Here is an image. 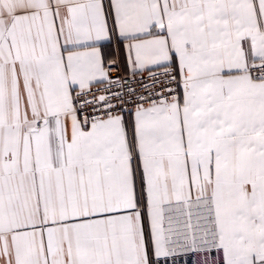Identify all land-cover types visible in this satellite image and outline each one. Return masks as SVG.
I'll return each mask as SVG.
<instances>
[{
	"label": "snow or ice",
	"instance_id": "snow-or-ice-1",
	"mask_svg": "<svg viewBox=\"0 0 264 264\" xmlns=\"http://www.w3.org/2000/svg\"><path fill=\"white\" fill-rule=\"evenodd\" d=\"M264 264V0H0V264Z\"/></svg>",
	"mask_w": 264,
	"mask_h": 264
},
{
	"label": "built area",
	"instance_id": "built-area-1",
	"mask_svg": "<svg viewBox=\"0 0 264 264\" xmlns=\"http://www.w3.org/2000/svg\"><path fill=\"white\" fill-rule=\"evenodd\" d=\"M202 258L203 256L200 254H197L194 257H191V259L195 261V264H201Z\"/></svg>",
	"mask_w": 264,
	"mask_h": 264
},
{
	"label": "crops",
	"instance_id": "crops-1",
	"mask_svg": "<svg viewBox=\"0 0 264 264\" xmlns=\"http://www.w3.org/2000/svg\"><path fill=\"white\" fill-rule=\"evenodd\" d=\"M203 261H204V257L202 258L201 264H203ZM213 264H214V262H213Z\"/></svg>",
	"mask_w": 264,
	"mask_h": 264
}]
</instances>
